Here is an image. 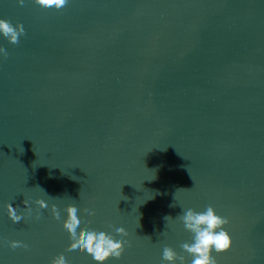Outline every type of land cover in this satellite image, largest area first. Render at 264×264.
<instances>
[{
  "label": "water",
  "instance_id": "95a60500",
  "mask_svg": "<svg viewBox=\"0 0 264 264\" xmlns=\"http://www.w3.org/2000/svg\"><path fill=\"white\" fill-rule=\"evenodd\" d=\"M0 18L25 29L0 35V264H98L67 250L68 204L127 241L103 264H168L165 246L190 264L176 217L209 205L217 264H264V0H0Z\"/></svg>",
  "mask_w": 264,
  "mask_h": 264
},
{
  "label": "clouds",
  "instance_id": "9594fccd",
  "mask_svg": "<svg viewBox=\"0 0 264 264\" xmlns=\"http://www.w3.org/2000/svg\"><path fill=\"white\" fill-rule=\"evenodd\" d=\"M25 0H17V3L23 5ZM34 3L48 9L60 10L64 8L68 0H34ZM25 34L24 26L20 22L13 25L7 19L0 18V35H2L11 44H18L20 37ZM0 54L5 58L8 56L7 50L0 46ZM41 189V188H40ZM43 192L44 190L41 189ZM39 208H48L49 205L44 199L37 197L34 201ZM23 204L25 214H31V208L28 207V201L24 200ZM7 215L14 223H19L23 216L18 213L16 207L11 203H6ZM51 213L53 218L59 220L60 214L56 206L53 204ZM66 218L62 220V227L67 231L70 242L67 245L68 251L79 249L91 255L93 260L98 264H103L109 258L119 259L127 243L124 239H115L111 234L104 231L90 230L87 227H81V219L77 215L78 209L73 204L65 206ZM88 215H95L94 210L83 209ZM170 216L164 219L167 221ZM176 218L183 222L184 228L192 233V242L181 244V249L186 252L192 259L190 264H217L212 252L222 253L231 247V237L224 226L229 223L227 217L217 215L215 209L209 205L206 210L197 212L191 208L182 211ZM115 232L121 237L128 235L125 228H116ZM150 239V238H149ZM9 247L15 249L17 247L27 248L28 246L19 240H8ZM163 261L168 264H185V256L178 254L172 247L165 246L162 252ZM48 264H68L64 255L57 254Z\"/></svg>",
  "mask_w": 264,
  "mask_h": 264
}]
</instances>
